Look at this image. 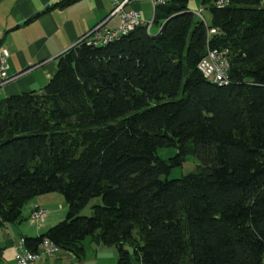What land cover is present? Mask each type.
<instances>
[{
    "label": "trees",
    "instance_id": "obj_1",
    "mask_svg": "<svg viewBox=\"0 0 264 264\" xmlns=\"http://www.w3.org/2000/svg\"><path fill=\"white\" fill-rule=\"evenodd\" d=\"M198 1L209 21L166 0L149 28L81 39L41 88L0 99V223L42 193L66 202L23 236L34 253L48 238L80 257L90 236L115 264H264V0ZM208 48H228V81L198 69ZM189 151L194 171L161 178Z\"/></svg>",
    "mask_w": 264,
    "mask_h": 264
},
{
    "label": "crops",
    "instance_id": "obj_2",
    "mask_svg": "<svg viewBox=\"0 0 264 264\" xmlns=\"http://www.w3.org/2000/svg\"><path fill=\"white\" fill-rule=\"evenodd\" d=\"M59 1L0 0V47L4 46L8 51L10 73H18L14 79L0 84V99L20 91L41 88L56 71L58 55L79 41L98 22L105 19V28L119 24L117 14L108 15L112 7L110 0H73L62 7L56 5ZM140 3V0H129L125 7L139 10L142 19L147 21L149 19ZM58 193L53 191L34 196L24 204L17 220L0 223V264H15V248L22 236L39 235L62 218L64 200ZM34 206H40L46 212L39 222L29 219ZM88 241L91 248V243H95V249L89 253L84 250L80 257L61 248L48 255L42 252L43 245H39L37 264L116 263L115 246L105 248L104 244L91 238Z\"/></svg>",
    "mask_w": 264,
    "mask_h": 264
},
{
    "label": "built area",
    "instance_id": "obj_3",
    "mask_svg": "<svg viewBox=\"0 0 264 264\" xmlns=\"http://www.w3.org/2000/svg\"><path fill=\"white\" fill-rule=\"evenodd\" d=\"M112 7L109 12L110 15L117 14L119 17V24L114 28H105L104 20L94 25L87 33H85L81 39H84L88 43L95 44L99 38H111L118 30L127 27H135L136 22H145L150 27L152 19L144 21L141 17L139 10L134 8H126L125 5L129 0H110ZM166 0H150V2L164 3ZM201 15V9L196 11ZM214 28H209V32ZM80 39V40H81ZM228 48H208L206 54L199 60L197 67L203 75H210L218 77V80H228L229 77V58ZM8 51L2 46L0 47V84L14 79L18 73H10L9 63L7 61ZM45 210L40 206H34L29 219L32 222H39L45 216ZM42 252L48 255H52L57 252L60 247L55 242L48 238H44ZM39 253H33V250L27 248L24 245L23 236L20 238L19 245L15 248L14 260L15 264H37ZM264 261V256H263Z\"/></svg>",
    "mask_w": 264,
    "mask_h": 264
},
{
    "label": "rangeland",
    "instance_id": "obj_4",
    "mask_svg": "<svg viewBox=\"0 0 264 264\" xmlns=\"http://www.w3.org/2000/svg\"><path fill=\"white\" fill-rule=\"evenodd\" d=\"M141 1V9L145 10V14L146 17L150 20L152 18L153 15V9H152V5L150 3V0H140ZM188 7L193 10V11H197L200 8V4L198 0H189L188 2ZM203 17V19L209 21L210 19V11L208 8H203L201 11V15ZM157 28L155 25H153L151 27V31L154 33L156 32ZM178 151V148L176 146H158L156 149V153L157 155H159L161 158H164L168 161L171 162V157H173ZM199 163V159L197 158V156L192 153L191 151H189L188 153L185 154V157L183 158L182 162L180 164H175L172 165L170 167V170L168 173L166 174H161V178H168V179H172V178H178L180 176H182L183 174L192 172L196 169V165ZM59 196H61L64 200V203L62 204V210H65L62 218H64L65 213H66V202H65V198L64 195L62 193H58ZM97 203H101V197L100 196H94L91 197L88 202L80 209L79 213L80 214H84V215H89L92 213V206L94 204ZM59 218L57 221H59ZM56 223V222H55ZM90 236L85 237L84 243V250H86L87 253H89L90 251H94L95 249V243H91V246H93V248L89 247L88 244V240L90 239ZM105 246V248H108V245H103ZM112 247H114V245H111ZM115 248V247H114ZM117 258V256H116ZM115 258V260H116Z\"/></svg>",
    "mask_w": 264,
    "mask_h": 264
},
{
    "label": "bare ground",
    "instance_id": "obj_5",
    "mask_svg": "<svg viewBox=\"0 0 264 264\" xmlns=\"http://www.w3.org/2000/svg\"><path fill=\"white\" fill-rule=\"evenodd\" d=\"M152 4V9H153V12H154V9H155V6L157 5V4H159V2H152L151 3ZM160 5V4H159ZM140 23H145V22H136V26L138 25V24H140ZM133 28H135V27H127V28H122V29H120V30H118L117 31V33L113 36V37H111V38H99V39H97V41L95 42V44H106L107 42H109V41H112V40H114V39H116V38H118L120 35H124L125 33H127L128 31H130L131 29H133ZM215 30H211V32H214ZM117 40V39H116ZM205 76H210V75H205ZM211 77H215L216 78V80H217V83H218V77H216V76H211ZM224 81H228V80H220L219 82L220 83H223ZM34 253V252H33Z\"/></svg>",
    "mask_w": 264,
    "mask_h": 264
}]
</instances>
